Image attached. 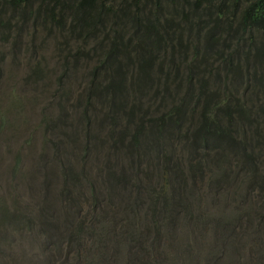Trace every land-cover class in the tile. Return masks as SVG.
<instances>
[{
  "label": "trees",
  "instance_id": "trees-1",
  "mask_svg": "<svg viewBox=\"0 0 264 264\" xmlns=\"http://www.w3.org/2000/svg\"><path fill=\"white\" fill-rule=\"evenodd\" d=\"M28 22L54 42V66L63 76L80 72L86 80L89 101L81 114L107 102L104 120L94 127L101 136H91L95 142L118 151L129 144L138 155L145 137L136 135L148 127L161 169L159 190L143 197L116 200L110 192L103 204L88 180L84 207L63 184L46 192L37 216L0 209V224L13 227L14 240L24 239L34 264H163L165 247L180 257L170 264H264V0H0L2 44L18 38ZM49 70L39 61L30 79L57 90L65 82H46ZM121 117L135 129L128 142ZM185 139L186 147L218 151L197 167L214 170L207 188L212 199H219L215 189L245 190L247 227L230 230L238 240L211 243L207 237L203 245L189 222L190 202L170 195V163L180 144L157 141ZM221 248L229 251L225 257L218 256Z\"/></svg>",
  "mask_w": 264,
  "mask_h": 264
},
{
  "label": "rangeland",
  "instance_id": "rangeland-1",
  "mask_svg": "<svg viewBox=\"0 0 264 264\" xmlns=\"http://www.w3.org/2000/svg\"><path fill=\"white\" fill-rule=\"evenodd\" d=\"M30 25V22L26 23L27 30L18 38H10L8 45L0 43V209L4 208L10 214L20 210L37 216L44 208L42 200L46 192L57 191L63 184L71 196L81 200L84 207L85 199H90L88 180L95 184L103 204L110 192L118 200L120 197H143L148 191L159 190L158 173L161 169L157 167L156 148L151 146L155 143L149 142V128L145 127L136 135L138 139L145 137L139 144L138 155L129 144H126L125 151H118L95 142L97 139L91 136H101L94 131V127L104 120L102 116L107 112V102L100 101L95 106L92 103L94 108H90L84 117L81 114L82 105L89 101L86 80L80 77V72H75L70 78L63 76L61 66H54L57 64L54 42L40 28ZM33 31H36L34 36H28ZM14 41L19 42L15 47ZM33 46L42 49L32 50ZM39 61L45 69L48 65L51 67L46 82L52 83L60 78L65 84L57 86L55 90L49 83L44 88V83L30 79L31 70ZM44 90L52 94L56 91L57 94L46 96ZM167 107L162 106L158 112H154V118L161 117ZM120 119L118 124L128 134V142L136 134L135 129L131 123L127 124V119ZM88 124H91L89 130ZM168 125L166 121L167 129ZM182 125L187 130V122L182 120ZM155 130L151 131V137ZM157 142L180 144L170 163V195L190 202L192 214L188 216L189 222L196 227L198 238H203V245L207 237H210L211 243L241 238L230 230L238 232L240 227H247L244 213L250 207L243 202L245 190L215 189L219 199H212L207 188L210 187L209 180L214 176V170L211 167L212 172L208 167L197 168L208 155L217 156L218 151L186 147L183 144H189L187 139L185 143L168 140L166 143L161 140ZM147 145L149 147L146 148ZM215 172L218 174L219 171ZM113 180L115 184L109 187L106 183H114ZM224 200V204H219ZM78 203L71 205L77 208ZM206 212L209 215L205 219L201 213ZM1 216L2 213L0 219ZM235 219H239L237 226H232L230 222ZM202 220L207 226L200 225ZM259 227L263 229L264 224ZM12 229V226L0 224V264H34L35 259L27 247L29 245L24 239L14 240ZM173 230L180 235L186 234L176 228ZM187 236L191 239L189 234ZM161 238L165 243L166 236L162 235ZM228 252V249L221 248L218 256L225 257ZM175 258H180L175 250L169 251L166 247L165 250L160 249L163 264H170L171 259L175 261Z\"/></svg>",
  "mask_w": 264,
  "mask_h": 264
},
{
  "label": "clouds",
  "instance_id": "clouds-1",
  "mask_svg": "<svg viewBox=\"0 0 264 264\" xmlns=\"http://www.w3.org/2000/svg\"><path fill=\"white\" fill-rule=\"evenodd\" d=\"M0 43H1V41H0ZM2 45H4V44H2Z\"/></svg>",
  "mask_w": 264,
  "mask_h": 264
}]
</instances>
